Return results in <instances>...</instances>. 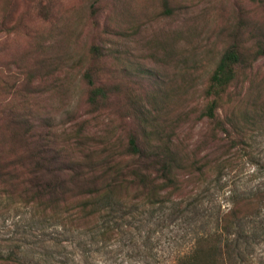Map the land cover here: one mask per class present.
<instances>
[{"label": "rangeland", "instance_id": "1", "mask_svg": "<svg viewBox=\"0 0 264 264\" xmlns=\"http://www.w3.org/2000/svg\"><path fill=\"white\" fill-rule=\"evenodd\" d=\"M234 34L246 58L239 108L264 104V56L254 57L264 46V0H0V160L22 146L18 123L66 159L124 150L130 132L142 139L157 124L204 149V89ZM90 65L114 89L97 112L83 78ZM249 143L253 157L243 156L223 189L194 207L170 203L107 240L65 233L4 192L0 254L30 264H173L198 232L218 227L232 194L264 186V130ZM249 228L247 264H264V210Z\"/></svg>", "mask_w": 264, "mask_h": 264}, {"label": "trees", "instance_id": "2", "mask_svg": "<svg viewBox=\"0 0 264 264\" xmlns=\"http://www.w3.org/2000/svg\"><path fill=\"white\" fill-rule=\"evenodd\" d=\"M92 52L96 57L102 54L98 46ZM260 55L264 56V46L255 50L254 57ZM245 62L238 34H234L204 89L200 115L208 126L204 149L197 142L184 144L166 136L157 124L150 131L145 127L142 139L130 132L124 150L112 146L98 157L66 159L61 149L22 131L18 123L15 134L22 146L13 148L12 161L0 160V203L5 192L63 232L99 240L119 235L130 222L147 223L170 203L194 207L213 186H226L227 175L239 168L244 155L253 157L249 140L253 132L264 130V104L253 101L240 109L234 96ZM96 73L90 65L83 74L91 112L105 107L114 93L97 81ZM213 141H221L220 146L215 147ZM263 210L264 186L232 194L218 227L198 232L173 264H247L249 224ZM0 263L30 264L13 253L0 254Z\"/></svg>", "mask_w": 264, "mask_h": 264}]
</instances>
